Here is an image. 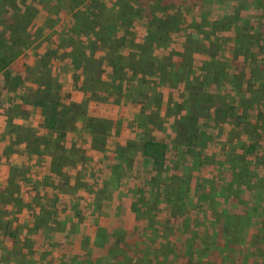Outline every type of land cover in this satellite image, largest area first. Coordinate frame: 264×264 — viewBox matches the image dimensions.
<instances>
[{
	"label": "crops",
	"instance_id": "0c3cea01",
	"mask_svg": "<svg viewBox=\"0 0 264 264\" xmlns=\"http://www.w3.org/2000/svg\"><path fill=\"white\" fill-rule=\"evenodd\" d=\"M38 1H31L34 4L32 8H35L36 11L40 10L42 13L48 12L44 17L40 16V21L35 27L39 33L38 39L44 38V36L45 38L49 37L48 31L55 30L54 36H51L53 38L51 42L55 48L44 47L40 50L41 47L36 48L27 44V47L18 55L19 57L26 54L28 57V60L23 61L26 62L22 64L25 67V76L20 80V82L24 80L22 86L25 91L21 95L18 93V89L12 90L13 93L8 89L10 91L8 93L9 101H12V104L20 110L11 115L9 125L0 131V210L3 211L19 205L17 209V212L19 211L18 218L15 217V222L12 223L11 228L21 234L18 236L21 243H18L17 238L15 239V232L8 229L7 234L12 237V240L7 242L0 238V264H114L117 262V258L111 257L110 248H115L119 242L120 248H122L121 246H126L129 249L131 247L135 249L146 248L145 251L150 242L154 243L161 254L159 260L156 259L152 262L165 264L167 261V264H178L179 249H186L194 241L199 246L204 245L206 242L204 235L207 236L211 230L218 234L216 235L218 239L217 248L223 245V243L219 244L223 240L228 243V245L224 244L226 248L227 246L236 247L240 245V250L234 251L235 257L233 256V258H236L237 255L246 260L248 255L243 253L241 249L243 248L241 236L246 235L252 243V245L248 244L247 247H257L256 244L264 240L256 236L261 233L264 234V184L261 183L259 186L255 184L258 179L264 178V163L255 165V169L251 173L249 171L252 176V186H242L238 189L234 187L240 185L244 179L238 174L233 176L230 168L231 163L226 159L223 161L213 160L210 163L211 161L204 158L201 165V167L205 166L202 168L203 171H198L200 168L195 169L186 163L185 167L192 169L193 185L195 181H197L196 186L200 183L202 185L199 190L196 189L195 197L208 194V190L214 189L213 187L216 185L217 187H226L230 191L236 190L229 192L224 189L220 195L215 197L214 209H210L204 200L197 197L196 200L199 199L198 203H201V209L198 213L195 208L187 205L183 210H178L176 206L164 202L162 199L167 194L159 193L154 197L150 191V183L154 177L150 176L147 180L145 178L135 179V164L134 166L131 163L127 164V162L116 157L117 147L125 145L124 140L131 137L130 130L127 131L123 127L125 125L124 120L127 117L134 118L135 115L140 116L147 113L150 125L153 121L155 124L160 122L162 125V118L167 119L170 121V127L175 131V135L171 134L174 143L176 145L178 143L176 141L178 131L176 110L167 108L162 111L159 109L158 113L155 108L157 106L162 107L160 105H165L169 99L172 100V97L175 96L173 89L189 80L186 82L181 80L179 85H174L171 79L162 75L160 68L155 69L154 67L147 72L144 65H140V62L144 61L140 59H145L146 56L150 57L153 52V48L148 46L150 39L147 34L150 27L144 25L146 17L140 19L139 16H135V20H133V16L128 12L129 5H134L138 13L144 12L141 8L145 4L146 8L148 4L152 7V4H155L157 0H149L148 2L147 0H137L134 4L130 2L131 0H124L122 4H119L120 2L117 0L112 2L85 0L77 7L68 6L71 4V0H63L68 7L61 5L59 8H57V4H62L59 0L56 2L54 0ZM171 1L167 0L165 3L170 5L168 8L174 9L176 12L180 10L181 13L185 11L183 14L190 12V15L195 16L207 6L215 8L214 11H211L213 15L217 16L220 14V8H225L222 9L224 15L221 14L220 17L231 16L232 10L228 11L231 8L236 10L237 7L253 9L264 7V0H173V3ZM186 1H192L191 11L184 8ZM114 3L116 6L113 5ZM79 8H82L80 17H73ZM99 8L105 10H98ZM55 10H58L57 15ZM66 10L70 13H64ZM180 12L178 11L179 14ZM50 13L56 15L55 27L57 29L49 28L46 25L50 20L48 17ZM6 14V8L2 12L0 11V18L3 19L0 26L12 33L7 38H3L5 42L10 43L11 40H16V37L20 35L17 31L19 26L13 19L14 15L10 21H4ZM30 21V19L27 20L26 26L20 29L25 33L21 38L27 39L29 36L27 28ZM140 21L143 26L141 23L140 27H136L135 24L138 23L139 25ZM116 25L118 27L122 25L124 30H120ZM120 36H124L125 41L115 39V37ZM238 39H240L238 34L231 38L234 49ZM24 41L26 42V40ZM46 52H49L50 55L45 56V58L50 56L51 62L45 66V69L50 75L54 73L56 81L49 85L43 82L38 85V79L30 78V71L28 74L26 68L31 70L36 66V73L39 77L40 69L38 68L40 67H38V63L36 65V57L34 56ZM231 56L235 60L239 56L243 57L241 54ZM153 57L161 60L156 55ZM193 57L199 60L201 73H203L202 67L207 55L203 50L193 51ZM54 59L55 61L52 62ZM234 63L235 61L231 65L233 74L236 72ZM174 66L175 63L167 68L173 69ZM251 66L250 70L252 71L253 65ZM21 70L24 71L23 69L11 70V77H16L17 73L15 72L20 73ZM246 70V65H244L241 67L240 72L242 73H239L245 75ZM174 72L178 73V70ZM227 72L229 73L228 70ZM68 76L67 83H65ZM253 81L256 82L257 79ZM256 83L249 87L251 88L249 95L256 89ZM244 85L245 81L241 80L237 86L240 90L237 91H241ZM2 88L7 89L4 84ZM45 88L48 92L46 97H42L43 106L36 103L34 97L27 93L29 90L32 92ZM63 92H66V95ZM21 96L25 98L24 101L21 100ZM140 97H144L148 101L147 108H140L136 105ZM241 98H243L241 94L235 97L238 100ZM183 99L179 102H182ZM53 102L56 103V115L52 125L55 124L53 128L55 131L60 130L59 132L62 133L64 138L62 137L61 140L65 142L70 137L74 139L73 135L77 137V133L86 135L90 140V143L88 141L85 146L83 140H80L79 143L77 141L75 145L79 148L88 147L90 152L86 153L88 154L87 157L84 156L85 164L92 166L89 167L90 178L95 184L100 183L99 188L87 189L84 186H78L76 183V178L79 175L78 167L83 166L84 161L75 160L74 157L72 163L60 161L58 153L60 151L69 152L73 149L72 146L66 143L67 145L63 146V149L58 148L55 153L53 142L49 141L53 129L48 127L49 116L46 115V107ZM174 105L176 104L174 103ZM82 108H86L83 109L84 117L80 116ZM211 114L214 116V112ZM0 115V117L6 118L5 115ZM62 119L72 123V126L67 124L64 126L67 129H61L59 123ZM69 126L72 128L68 129ZM152 126L154 127L153 124ZM160 128L162 127L158 123L154 130L158 133ZM239 129L248 132L246 127ZM248 133L250 134V132ZM19 134L22 136V140L17 139ZM254 135L256 136L255 133ZM257 136H260L258 131ZM23 137L25 138L23 139ZM32 137H35V140H31ZM153 138L158 142H164L162 139ZM98 140L103 141V146L96 145ZM207 145L206 141L199 146L202 156L208 153L205 150ZM165 150L166 148H164V153ZM195 150L197 151V149ZM142 156L147 163L151 162L155 166L152 159L145 157L144 154ZM164 161L166 166L167 162L165 159ZM117 164L120 167L116 169ZM102 165H105L102 168H105L106 171H101ZM69 166H72L73 169L76 168V176H67L68 183H61L60 185L52 181L58 177L55 175L54 169L63 171ZM178 166L176 165L175 172L172 174L181 175ZM155 169L153 168V170ZM210 169H216V172L210 171ZM247 169L249 170V168ZM117 171L120 177L115 174ZM205 171H210V173ZM220 171L225 172L223 178L220 177ZM101 172L105 174V179L98 181V175ZM113 177L117 181L115 184L112 183ZM165 177L167 178L165 181L171 178L166 175ZM132 178L137 182V185L134 186L135 188L131 193L128 187L131 185L129 179ZM200 179L202 182L199 181ZM28 181L32 183L29 184ZM128 181L129 186L127 185ZM162 181H158V183L153 181L152 187L157 190L158 184ZM83 182L86 183V181ZM23 183L26 186L30 185L29 189V186L25 188V194H23ZM190 197L191 194L189 199ZM55 198L57 202H54ZM61 200L62 204L60 205ZM150 201L151 204L156 203V205L148 208L146 203ZM83 202L84 204H82ZM204 202L206 206H203ZM66 203L68 207L65 209ZM161 204L165 206L162 205L161 207ZM48 213L54 214V216L50 217ZM191 213H194L195 217L198 214L205 216V218L208 217L211 222L213 216H216L217 227L207 228L202 224L197 226L198 222L189 218ZM19 216L24 219L21 221ZM4 218L7 217L4 216ZM227 226L230 227L227 236L230 237V233L236 231L240 235L237 240L225 237L224 230ZM2 228L0 225V233L4 235L5 230ZM153 236L156 238L151 240ZM168 245L173 246L172 252L164 250ZM122 251L124 252L125 249L120 252ZM6 253H8V258L5 259L3 254ZM224 253L230 257L231 252L224 251ZM163 256L165 257L163 258ZM138 258L140 259V257ZM136 262L137 258L135 260L131 258V260L128 259L127 264H135Z\"/></svg>",
	"mask_w": 264,
	"mask_h": 264
},
{
	"label": "rangeland",
	"instance_id": "374dc122",
	"mask_svg": "<svg viewBox=\"0 0 264 264\" xmlns=\"http://www.w3.org/2000/svg\"><path fill=\"white\" fill-rule=\"evenodd\" d=\"M32 0H17L16 5H18L17 11L13 10V7L11 6H6V16L4 17V21L8 22L10 21V18L13 15H17L18 13H23L25 14V22L27 20H31L30 24L27 28V32L29 33V36L27 37L26 43L31 44L34 47H41L40 50H42L44 47H50V48H55L53 47L52 43V37L55 34V30H49L48 35L49 37L44 36V38L38 39L39 33L37 32V29H35L37 22L40 21V16H45L46 13H42L40 10L36 11L35 8H32L34 4L31 2ZM40 1V0H39ZM38 1V2H39ZM56 2V0H54ZM62 4H57V8H59L61 5H65L63 0H59ZM85 0H71V4H69V7L72 6H80L82 2ZM112 2L113 0H107V2ZM124 0H117V2H120L119 4H122ZM129 1V0H128ZM149 0H147L148 2ZM159 5L157 6V2L155 4H152L153 7H150L148 4L146 8V4L141 8L144 12H139L137 8L134 5H129L128 6V12H130V15L133 16V20H135V16H139L140 19L141 17H146L144 20V25H148L150 27V30L148 31V37L151 40L152 38L154 39V43L149 42L148 46L153 48V52L151 56H146L145 59H140L144 60L140 62V65L145 67L147 69V72L150 71L155 67L160 68L162 70V75L168 79H171L174 85H179V81L184 80L186 82L187 80L193 81L196 79L198 81L202 80V73H201V67L199 66V60L196 58H192L191 53L188 51L184 50V45L191 44L192 42L194 43H200L204 44L207 47H211V42L213 41L215 45L220 46L219 50L217 51V57L220 58L223 62L228 63L227 65L222 62L223 67L229 71L227 72V78L221 79V82L225 83H213L211 82L208 86H203L200 84L199 86L195 83L192 84L191 87H189V83L186 82L184 84H181V86H178L177 88L173 89V93L175 96L172 97V100L169 99V103L165 102L164 104H161L159 107L157 106L155 108V111L159 113L160 110H165L167 108L171 110H176L177 115H178V121L180 120V117L183 113V115H186L189 110H193L192 116L195 118L194 120L197 121V128L199 129V133L201 134L200 129L204 133L206 137V141L208 145L205 147V150L208 151L207 155H203L201 151L199 150V146H197V151H191L189 150L186 146L179 145L177 142L178 140L176 139L177 145L174 143L173 136L175 135V131L170 127L167 119L162 118L163 123L161 125L160 122H155L153 121L152 124L150 125V122L148 121L149 118L147 117V113L137 116L135 115L134 118H125V125H123L126 130H130L131 132V137L126 138L124 140L125 145L129 141L131 144H141L143 138H158L162 139L164 142V148H166L165 153H164V158L166 160V166L163 165L160 167L159 170L156 171L155 167L151 164V162H148L143 158V154L137 147L135 148L134 151L130 154V160H131V165L134 166V170L136 171L135 179L139 178L143 179L145 178L146 180L148 177H154V180H151L156 183L158 181H162L167 179V177H171L172 172H175L176 165H179L180 167L178 170L180 174L182 175L183 173L187 171L186 169V163L189 165H192L195 169H199L198 171H203L202 168H205V166L201 167L202 162L204 161V158L206 160L211 161L210 163L213 162V160H220L223 161V159H227L228 154L233 153L234 158L238 160L237 165L239 167L241 165H244V167L249 168L248 171L250 173L255 169V165H259V163H264V7L258 8V9H253L250 7L243 8V7H237L235 10L234 8L228 9V11L232 10L231 16H224L220 17L223 14V10L225 8H220L219 15H213L211 10H215V8H211V6L205 7V9L201 12H198L197 16L195 15H190V12L183 13L180 12V10H177V12L174 9L168 8V6L165 4L167 0H159ZM190 1V0H188ZM184 4V8L188 11L192 10V1ZM54 2V3H55ZM132 4L136 3L137 0H131ZM172 3L174 2L173 0L171 1ZM53 3V4H54ZM52 4V6H53ZM116 6V4H113ZM163 5V6H162ZM65 5V7H68ZM82 8H79L77 12L73 14V17H80V12ZM223 9V10H222ZM227 9V8H226ZM98 10H105L102 8H99ZM206 10V11H205ZM180 12V14L178 13ZM256 11V12H255ZM54 12V11H53ZM56 15L58 10H55ZM64 13H70L67 10L64 11ZM242 13V14H241ZM147 14V15H146ZM196 14V13H195ZM215 14V13H214ZM222 14V15H221ZM55 14H48V17L50 20H48L47 24L49 28L55 27V22L57 21ZM66 15V14H65ZM188 15V16H187ZM220 17V18H219ZM9 18V19H8ZM6 19V20H5ZM3 23V19L0 18V25ZM141 21L136 23V27L141 25ZM123 25V24H122ZM122 25H119V27L116 25L117 28H120V30H124V27ZM88 27V25H86ZM114 28L115 25L113 24ZM143 26V23H142ZM21 29V28H20ZM133 29V28H131ZM157 32V33H156ZM165 37L164 39L162 38L161 35L164 33ZM11 33V32H10ZM9 30L5 28H1L0 26V39L1 41L3 38H7L10 36ZM12 34V33H11ZM24 32L20 33V37L24 35ZM128 34V33H127ZM239 35L240 41H239V47L236 46V48H233V41H231V38L233 35ZM16 37L15 41L20 40V37ZM52 36V37H51ZM115 39H121L122 41H125L124 36L120 37H115ZM117 40V42H119ZM120 40V41H121ZM155 44V45H154ZM203 45V46H204ZM147 46V45H146ZM235 50V51H234ZM182 53L184 56H180L174 53ZM49 52L46 53H39L36 57V65L38 63V69L39 71V77L38 73H36L37 68H32L29 70V68H26V71L29 74L30 71V78H35L38 79L37 83L42 84H51L54 81H56V77L53 73V75H50L46 69L45 66H48V63L51 62L48 58H45V56L50 55L48 54ZM204 53L207 55V58L209 57L208 52L204 51ZM233 53V54H231ZM237 55L241 54L242 56H239L236 60L232 58L231 55ZM156 55L158 56L161 60L159 61L158 58H154L153 56ZM187 55V56H186ZM192 59V60H191ZM28 60V57H26V54L17 57L13 62H11L5 70L0 71V114L3 116L5 115L6 118L0 117V131L2 128H6L9 124L11 115L15 113L16 111L20 110L17 106L12 104V101H9L8 98V93L12 90L18 89V93L22 95V92L25 91L24 87L22 86V82H20L21 78H24L25 76V70L24 66L22 65L23 61ZM55 59L52 61L54 62ZM234 63V68L236 70L235 74H233V70L231 68L232 63ZM164 62H167L169 65H172L176 62H178L182 67L180 70H178V73L174 74L172 71L170 72H165L163 71L164 69ZM246 65L247 70L244 72L245 75L240 74L241 67ZM253 65V70L251 71L250 68ZM21 66V67H20ZM85 68V67H84ZM84 68L83 71H84ZM233 68V69H234ZM18 69H23L24 71L21 70L20 73H17V76H12L11 77V70L15 71ZM51 71V70H50ZM203 71V70H202ZM240 72V73H239ZM235 76V79H241L243 82L245 81V85L243 88H241V91L239 88H237V85H234V83L231 82V80H234L233 77ZM257 77V78H256ZM69 76L65 79V83L68 80ZM217 78V76L213 77ZM257 79L259 82H254L253 80ZM256 83V89L253 90L252 96L250 94V89L249 87H252ZM4 84V87L7 89H3L2 86ZM250 85V86H249ZM20 88V90H19ZM40 88V87H39ZM192 88L194 90H192ZM10 91H9V90ZM197 90L199 92V95L193 98V91ZM249 89V90H248ZM117 90V89H115ZM43 93L46 94L47 88L44 90L38 89L37 91H27L28 94L35 96L37 93ZM209 94L215 93L219 94L218 96L223 95L224 98L218 97L217 100L210 99L211 102H207V93ZM58 93V92H57ZM66 95V92H63ZM241 94L243 98L240 100L235 99V97H238ZM50 95V94H49ZM61 95V94H60ZM51 96V95H50ZM59 96V94H58ZM251 96V97H250ZM43 97V96H42ZM41 97V98H42ZM46 97V95L44 96ZM54 98V97H53ZM184 98V99H183ZM183 99L182 102H179ZM21 100L24 101L25 98L21 96ZM43 100V99H42ZM43 102V101H42ZM24 103V102H23ZM174 103L176 105H174ZM226 103V105H225ZM172 104V105H170ZM202 104H210L208 106V110H206V113H200V109H198L199 106ZM102 105V104H101ZM99 105L100 107H102ZM140 108H147L148 107V101L145 100L144 97H140L139 102L136 104ZM53 103L48 105L46 107V115L47 117L50 116L51 111L53 110ZM215 106H223V108L226 110V115L223 116H212L211 112H214L213 108ZM232 107V108H229ZM250 109L248 110V108ZM86 108H82V112L80 113V116L84 117V110ZM80 110V109H79ZM161 111V112H162ZM175 112V113H176ZM249 112V114H248ZM23 114V112H22ZM207 115V116H206ZM1 116V115H0ZM60 120L59 126L61 129H67V127H64L65 125L69 124L72 126V123L68 122L67 120ZM159 123V126L162 127L159 129V132L157 133L155 129V126ZM151 126V127H150ZM244 128L246 127L248 132L243 131V129L239 128ZM72 127H68V129H71ZM255 129V132H254ZM252 130V132H251ZM60 131V130H59ZM59 131H55L53 129L51 137H49V141L53 142V147L56 150L61 147L63 149V146H66L67 144L72 146L73 152H64L60 151L58 153V157L61 155H64V153L67 155V159L69 160L70 163L73 162V157L75 160H80L84 161V165L78 167V172L79 175L77 176V184L78 186L87 189H96L99 188V184H95L90 178V172H89V167H92L90 164H85V157H87L88 154L87 152H90L88 147H81L79 148L78 146L75 145L81 142L80 140L85 141L83 144L84 146L86 143L88 144V141L90 143V140L86 135H79L77 133V137L74 139L70 137L67 139L65 142L62 139V133ZM62 131V130H61ZM126 131V132H127ZM257 131L260 134V136H257ZM82 133V132H81ZM245 133V134H244ZM248 133V134H247ZM256 134V136L254 135ZM172 134V135H171ZM18 140H22V136L19 134ZM255 136V138H254ZM183 137V136H181ZM25 137H23L24 139ZM64 138V137H63ZM177 138V135H176ZM229 138V140H228ZM184 139V137H183ZM31 140H35V137ZM102 140V139H101ZM98 140L97 144L98 146H103V141ZM155 140V139H154ZM221 140V142H220ZM205 141V142H206ZM57 142V144H54ZM67 143V144H66ZM74 144V145H73ZM124 146V145H123ZM225 148V149H223ZM221 149V150H220ZM247 149V152H246ZM204 150V151H205ZM213 150V151H212ZM220 150V151H219ZM249 151V152H248ZM218 152V153H217ZM232 157V156H231ZM228 161V160H227ZM62 162H65L64 159H62ZM229 162V161H228ZM75 163V162H74ZM146 167H144V166ZM105 165L101 166V171H106ZM138 170H136V169ZM153 168L155 170H153ZM252 168V169H251ZM76 169V168H75ZM73 169L72 166L66 167L63 171L59 170L55 171V175L58 177L55 178L54 181L58 185L61 183H68V179L66 178L67 176H76V171ZM153 170V171H152ZM215 171L216 169H210V171ZM219 170V169H218ZM210 171H205L210 173ZM183 172V173H182ZM219 172V171H218ZM220 177L223 178V174L225 173L224 171H220ZM70 173V174H68ZM165 174V175H164ZM218 174V173H217ZM157 175V176H156ZM143 176V177H142ZM99 179L98 181H101L102 179H105V174L100 173L98 175ZM134 178L129 179L131 181V185L129 186V181L127 185L130 188V192L132 193L133 189L135 188L134 186L137 185V182L134 181ZM204 180V179H202ZM66 181V182H65ZM83 181H86L84 183ZM200 182L201 179L199 180ZM28 183H32L28 181ZM125 186V184H123ZM193 185V184H192ZM216 185V184H215ZM28 189L30 188V185ZM25 183H23V194H25V188L27 187ZM217 186V185H216ZM199 184L196 186L195 183L193 185V188L199 190ZM197 191V190H196ZM200 192V191H199ZM198 193V192H197ZM194 192H191V197L190 199L186 202L185 206H190L192 208H195V210L199 213L201 209V203H198L197 197L194 196ZM25 196V195H23ZM22 202V201H21ZM57 202V199L55 198V201ZM23 203V202H22ZM62 204V200L60 205ZM64 204V203H63ZM84 204V202L82 203ZM148 204V208L150 206L154 207L155 204H151V201L146 203ZM159 204V203H158ZM59 205V204H58ZM163 204L160 206L162 207ZM159 206V207H160ZM165 205H163L164 207ZM203 206H206V203H203ZM62 207V206H61ZM68 207L67 203L65 206V209ZM19 208L18 206L14 207H9L8 209L5 210H0V225L4 228L5 234L2 235L0 233V238L2 241H10L12 240V237L8 236L7 231L12 230L15 232V239H19L18 236L19 232H16V230H13L11 227L12 223L14 224L15 222V217L18 215L19 211L17 212V209ZM151 208V207H150ZM177 208V207H176ZM39 211V209H38ZM51 212V211H50ZM166 212V211H165ZM49 214V213H48ZM192 215V216H191ZM7 217V218H4ZM50 217L54 216V214H49ZM20 217V216H19ZM18 218V216H17ZM39 218V216H37ZM80 218V217H79ZM189 218L194 220V222H198V225H204L212 228H216V216H213V221L211 222L210 218H205V216H202L198 214L195 217V214L191 213L189 214ZM215 218V219H214ZM21 221L24 219L23 217L19 218ZM180 221V219L178 218ZM191 220V221H192ZM203 222H202V221ZM201 221V222H200ZM31 222V221H30ZM177 223V222H173ZM185 223V222H184ZM183 223V226L185 224ZM35 224V222H34ZM24 225V224H23ZM2 228V230H3ZM18 229V228H16ZM166 229V228H165ZM168 229V228H167ZM22 231V230H21ZM154 234V232H152ZM221 233V232H220ZM216 232L211 230L207 236L204 235L205 241L204 245L199 246L197 245V242H192L191 245L189 244L186 249H179L178 252V257H179V262L178 264H264V240L258 242L257 247H247L248 244H251L246 235H242V251L243 253L248 255V258L245 260L244 258H241L240 256L236 255V258H233L234 256V251H239L240 250V245L236 247H228L227 248L224 246V244L228 245L224 240L220 241L219 244L221 245L219 248H217L216 243H218V239L216 237ZM221 235V234H220ZM259 236L261 239H264V234L261 233ZM231 238H235L236 240L240 237V235L237 234L236 231H232L230 233ZM156 236L151 237V240L155 239ZM120 241V240H117ZM134 241V240H133ZM241 242V241H238ZM18 243H21L20 240H18ZM120 243V242H119ZM119 243L115 248L112 249L110 248V253L111 257H116L117 262L114 264H127L128 259H136L137 262L135 264H155L152 261H155L156 259L159 260L160 257V251H158L157 246L154 245V243H149L147 250L145 251L146 248L143 249H135L134 247H131V249L126 248V246H121L122 248L119 247ZM121 245V244H120ZM247 247V248H246ZM231 248V249H230ZM122 249H125V251L120 252ZM164 250L167 251H173V246L171 247L168 245ZM162 250V251H164ZM166 251V252H167ZM224 251H229L231 252L230 257L227 256V254L224 253ZM247 251V252H246ZM252 251V252H251ZM258 252V253H257ZM128 253V254H125ZM163 253V252H162ZM185 253V254H184ZM240 254V252H239ZM257 254V255H254ZM5 259L8 258V253L3 254ZM259 255V257H258ZM110 257V258H111ZM140 257V259L138 258ZM165 256H163L164 258ZM235 257V256H234ZM189 258V261H188ZM167 264V261L166 263Z\"/></svg>",
	"mask_w": 264,
	"mask_h": 264
},
{
	"label": "trees",
	"instance_id": "16d2710c",
	"mask_svg": "<svg viewBox=\"0 0 264 264\" xmlns=\"http://www.w3.org/2000/svg\"><path fill=\"white\" fill-rule=\"evenodd\" d=\"M23 1V0H20ZM17 0H0V11L2 12V10H4V8H6V6H11L13 7L14 11H17V9L19 8L18 5H16ZM157 6L159 5V0H157ZM156 5V4H155ZM153 7V6H152ZM25 14L23 13H18L17 15H14L13 19L14 21L17 23V25L19 26L17 28L18 34H20L21 32H23L22 30H20V28L25 27ZM157 33V32H156ZM166 32L161 35L162 38L164 39ZM20 37V36H19ZM24 38L20 37V40L13 42L14 40H11L10 43H7V41L5 42L4 40H2L0 42V71L4 70L14 59H16L18 57V55L20 53H22V51L27 47V43L24 41ZM149 40V39H148ZM154 39L152 38L150 40V42H153ZM148 42V41H147ZM211 42V47H207L204 44H202V42L200 43H191V44H187L184 45V50L188 51L191 53L190 56H192L193 51H207L209 57L205 59L204 63H203V73H202V80L196 82L197 80L194 79L193 81H188L189 83V87H191L192 84H197L198 86L200 84H202L203 86H208L211 82H216L217 84L221 83V79L227 78V72L226 69L223 67L222 65V60L220 58L217 57V51L219 50L220 46H216L215 43L213 41ZM204 45V46H203ZM236 46L239 47V39L237 41ZM180 56H184V54L182 53H174ZM187 56V55H186ZM224 63V62H223ZM168 66H170L167 62H164V71L165 72H170L172 71L174 74H176L174 71L180 70L181 69V65L176 62L175 66L172 67L174 69H169L167 68ZM168 69V70H167ZM227 75V76H226ZM217 76V78H213ZM234 80H231L232 83H234V85H237L239 83H241V79L237 80L235 79V76L233 77ZM192 90H194L192 88ZM46 94L40 93L38 92L37 95L33 96L34 100L36 103L41 104L43 106L44 102H42V96L44 97ZM199 95V92H197V90L195 89V91H193V98ZM219 94H209V92L207 93V102H211L210 99L213 100H217L218 97L224 98L223 95L221 94V96H218ZM53 110L50 113V116L48 117V127L53 129L55 124L52 125V123L55 122V115H56V111H55V105L56 103L53 102ZM210 104L206 105V104H202L201 106L198 107V109H200V113H206V110H208V106ZM226 105V103H225ZM232 108V107H229ZM214 110V115L215 116H223L226 115V110L223 108V106H215L213 108ZM47 112V111H46ZM193 110H189L188 113H186V115H182L180 117V120L178 121V131H177V140H178V144L179 145H183L186 146L189 150L191 151H195V149L197 148L198 145H202L204 144V142L206 141V137L204 135V133L201 131V134L199 133V129L197 128L198 124L197 121L194 120L195 118L192 116L193 114ZM212 113V112H211ZM183 136V137H181ZM55 144H57V142H55ZM133 147H137L142 154L145 155V157H148L149 159H152L153 163L156 165H158V167H155L156 170H159L160 167H162L164 165V144L161 142H158L152 138H143L141 144H131L129 141L126 143V145L124 146H119L116 149V157H118V159H121V161L127 162V164L131 163L130 158V154L134 151L135 148ZM61 148V146H60ZM247 152V149H246ZM249 152V151H248ZM232 156V157H231ZM234 154L230 153L228 154V157L226 160H228L231 163V171L233 173V176L235 177V175L238 174V176L243 177V181L241 182V184L236 185V187H234L235 189H238L242 186H252L251 183V179L252 176L250 175L249 171L244 167V165H241L239 167V165H237L238 160L234 158ZM60 161H62V159H64V161L66 163L69 162V160L67 159V155L64 153V155H61L60 157ZM120 161V163L122 164V162ZM239 163V162H238ZM119 164H117V168H119ZM187 171L185 172V174L183 173L182 175H172L171 178L167 181L163 180L161 183L158 184L157 186V190L152 187V182L150 183V191L152 192V195L155 197L157 194L159 193H163V194H167L166 196L163 197V201L168 203V204H172L174 206L177 207L178 210H183L185 207L186 202L189 200V195L191 194V192L196 191V188H192V182H193V177H192V169L190 168H186ZM116 175H118V171L117 173H115ZM120 177V175H118ZM117 176V177H118ZM118 177V178H119ZM116 178L113 177V184H115L117 181H115ZM154 180V178H153ZM208 180V179H206ZM205 180V181H206ZM197 181H195L196 183ZM264 184V178L258 179V181L255 183L256 186H259V184ZM199 186H202L201 183ZM200 188V187H199ZM214 189H210V191L208 190V194H201L198 198L204 200L209 206L210 209H214V205H215V197L220 195V193H222V191L224 189H226V187H213ZM228 190V189H226ZM229 192L232 191H236V190H228ZM229 194V193H228ZM203 197V198H202ZM198 199V200H199ZM230 227L227 226L225 227V237L226 238H230L229 236H227V233L229 232Z\"/></svg>",
	"mask_w": 264,
	"mask_h": 264
}]
</instances>
